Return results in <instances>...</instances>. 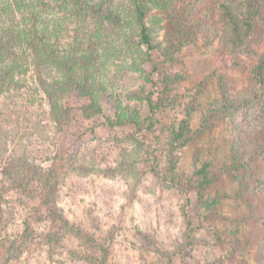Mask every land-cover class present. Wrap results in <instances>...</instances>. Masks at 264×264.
I'll use <instances>...</instances> for the list:
<instances>
[{
  "label": "trees",
  "instance_id": "obj_1",
  "mask_svg": "<svg viewBox=\"0 0 264 264\" xmlns=\"http://www.w3.org/2000/svg\"><path fill=\"white\" fill-rule=\"evenodd\" d=\"M176 1L0 0V264L21 263L36 243L54 249L69 245L67 252L72 259L83 258L86 249H92L96 256H88L87 264H105L109 252L104 242L81 222L69 218L59 205L61 190L75 170L92 173L95 166L88 168L82 162L76 165L79 142L65 156L58 155L44 131L48 126L61 131L68 125L69 111L64 104L68 95L89 101L84 113L101 111V100H109L110 82L102 76L107 62L111 65L128 59L134 71L147 74L145 82L152 83L156 77L165 84L163 93L169 83L181 81V75L159 73V63L151 57V52L157 51L166 64L172 65L184 47L194 45L202 33L199 18L191 13L192 2H187L182 7L185 18L169 28L163 41L153 40L151 25L160 21L154 11L171 10L164 17L172 20L176 12L171 7ZM220 8L224 28L218 39L222 50L233 57L241 52L253 53L250 42L257 26L264 35V0H227ZM127 30L133 32L130 38L125 35ZM113 36H120L117 45ZM259 60L253 83L246 90L235 91L225 76H218L219 94L206 109L200 129L207 127L212 118L231 126L238 110L248 118L254 115V120L247 122L255 124L249 127L251 133L237 124L238 131L229 136L230 141L233 139L229 159L218 172L237 182L238 192L233 199L243 203L250 197L253 184L264 189V175L263 179L253 176L254 159H264V132L256 129L258 124L264 125V56ZM146 63L152 66L149 73L144 69ZM142 92L134 91L131 96L143 98L153 115L163 98L155 102L152 93L142 97ZM189 110L186 119L171 132L169 167L160 176L168 187L185 194L186 204L190 203V188L183 186L184 178L177 173L172 154L192 139ZM114 114V120H107L111 126H139L142 122L140 111L124 105L119 97ZM209 168L207 162L198 170L204 189L215 179ZM14 197H19L17 206L28 212L20 226L13 221L17 206L10 205L9 200ZM248 202L252 213L234 222L253 221L255 210ZM16 227H20V234L13 231L11 239L9 230ZM36 238L39 240L35 243ZM73 240L80 241L77 247ZM248 248L241 245L237 250L244 257Z\"/></svg>",
  "mask_w": 264,
  "mask_h": 264
},
{
  "label": "rangeland",
  "instance_id": "obj_2",
  "mask_svg": "<svg viewBox=\"0 0 264 264\" xmlns=\"http://www.w3.org/2000/svg\"><path fill=\"white\" fill-rule=\"evenodd\" d=\"M226 1L177 0L171 7L176 12L172 20L164 17L171 10L154 11L160 18L154 27L151 25L154 41H163L169 28L185 18L182 7L187 2H192L191 13L199 18L202 30L196 43L185 46L172 65L166 64L157 51L151 52L153 62L159 63V73L183 77L169 83L165 93V84L156 77L152 83L145 82L147 74L134 71L133 65L128 66V59L111 65L107 62L102 76L110 82L109 100H101V111L84 113L89 101L68 95L64 98L70 117L68 125L61 131L53 126L44 131L54 142L58 155L65 156L79 142L76 165L82 162L88 168L95 166L92 173L75 170L61 190L59 205L69 218L81 222L104 242L109 252L105 264H264V189L253 184L247 202L236 201L233 198L239 185L231 176L218 173L229 159L233 141L229 136L237 124L243 130L246 126L251 133L249 127L255 124L247 122L253 121L254 115L248 118L238 110L231 126L212 118L200 131L206 109L219 94L218 76H225L235 91L246 90L253 83L260 56H264V35L259 26L250 42L253 53L241 52L233 57L222 50L218 39L224 28L220 6ZM125 35L130 38L133 32L127 30ZM119 37L113 36L115 45ZM141 48L147 52L145 46ZM151 67L150 63L144 65L148 73ZM134 91L142 92V97L152 93L155 102L163 98L153 115L143 98L131 96ZM118 97L124 105L140 111L139 126H111L107 121L114 120ZM190 106L194 109L189 110ZM186 110L191 114L192 139L172 156L177 173L184 178L183 186L190 188L188 204L183 192L168 187L160 178L169 167L171 132L186 119ZM256 129L264 132V125L260 123ZM207 162L215 179L204 189L198 170ZM263 175L264 159L255 158L253 176ZM16 198L9 200L10 205H18ZM248 201L255 210L253 221L234 222L252 213ZM16 213L13 221L20 226L28 212L17 206ZM13 231L20 234V227L9 230L11 239ZM78 242L73 240L72 244L77 247ZM241 245L249 247L244 257L237 250ZM68 247L54 249L36 243L21 263L13 264H87L88 256H96L92 249H86L83 258L72 259Z\"/></svg>",
  "mask_w": 264,
  "mask_h": 264
}]
</instances>
